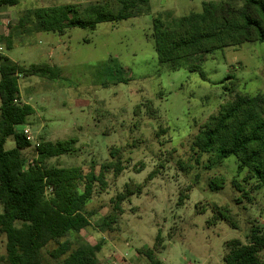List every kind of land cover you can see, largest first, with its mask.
<instances>
[{"label": "rangeland", "instance_id": "rangeland-1", "mask_svg": "<svg viewBox=\"0 0 264 264\" xmlns=\"http://www.w3.org/2000/svg\"><path fill=\"white\" fill-rule=\"evenodd\" d=\"M101 1L21 0L19 6L1 10L0 36H8L10 26L28 9ZM209 1L237 6L244 2L151 0L147 16L103 23L95 30L73 28L63 36L15 35L10 50L0 43V57L26 67L49 64L61 71L59 80L19 77L20 102L35 111L18 127L28 132L32 143L23 157L27 164L34 162L45 141L77 140L73 155L46 165L78 167L84 175L94 171L104 180L105 185L96 184L87 206L92 225L78 236L91 245L103 244L101 264H149L144 252L157 245L163 264H224L228 242L246 243L253 226L264 231V194L251 193L249 200L233 186L237 160L217 165L214 156L205 155L197 163L193 150L201 126L222 104L236 94L264 95V43L197 56L177 71L161 65L154 49L156 17L199 13ZM230 75L237 78L232 95L224 89ZM14 148L9 138L5 149ZM117 160L125 168L119 177L112 170L101 173L104 164ZM215 178L225 180L218 192L209 188ZM127 185L142 187V193L125 201L112 230L103 231L104 217L113 212ZM220 210H227L229 222L220 219ZM6 243L5 235L0 236V264L8 262ZM56 248L50 244L43 251L44 264L60 263L50 256Z\"/></svg>", "mask_w": 264, "mask_h": 264}, {"label": "trees", "instance_id": "trees-1", "mask_svg": "<svg viewBox=\"0 0 264 264\" xmlns=\"http://www.w3.org/2000/svg\"><path fill=\"white\" fill-rule=\"evenodd\" d=\"M151 0H104L87 5L40 7L22 12L8 36H0V43L13 47V36L36 33L65 35L70 29H92L103 23H114L150 15ZM241 6L232 1L204 2L202 11L183 17L160 14L153 20L154 49L161 65L179 70L183 62L197 56H208L225 49L238 48L246 43H264V0H243ZM21 0H0V11L15 8ZM0 236L7 243L6 264H44L43 251L50 244L57 248L50 253L59 264H101L102 243L91 245L78 236L91 227L93 214L87 209L98 182L104 180L91 171L84 175L78 167L47 166L46 161L73 155L77 140L42 142L34 162L27 164L23 151L31 148L25 130L34 109L20 102L19 77H39L59 80V68L49 64L22 66L8 57H0ZM195 71V69H193ZM225 86L228 94L235 91L234 76ZM12 138L16 148L6 150ZM196 162L214 156L217 165L236 159L238 178L233 186L245 198L251 193L264 194V95L236 94L209 117L193 140ZM101 173L112 170L119 177L125 168L121 160L102 166ZM155 174H151L152 180ZM225 180L215 178L209 183L212 192L223 189ZM137 189V190H136ZM119 194L112 213L100 225L103 231L112 230L122 205L130 197L141 194L142 187ZM227 212V210H224ZM221 210L220 219L230 221ZM161 237L158 235L157 241ZM75 241L78 242L75 244ZM157 247L144 252L149 264H163ZM224 264H264V231L253 226L247 242L235 239L227 243Z\"/></svg>", "mask_w": 264, "mask_h": 264}, {"label": "built area", "instance_id": "built-area-1", "mask_svg": "<svg viewBox=\"0 0 264 264\" xmlns=\"http://www.w3.org/2000/svg\"><path fill=\"white\" fill-rule=\"evenodd\" d=\"M0 16H1V11H0ZM2 23H3V22H2V20H1V18H0V27H1ZM3 51H4V50H3V47L0 46V55H3ZM27 133H28V132L25 131V134H26L28 140L30 141L31 138L28 136Z\"/></svg>", "mask_w": 264, "mask_h": 264}, {"label": "crops", "instance_id": "crops-1", "mask_svg": "<svg viewBox=\"0 0 264 264\" xmlns=\"http://www.w3.org/2000/svg\"><path fill=\"white\" fill-rule=\"evenodd\" d=\"M1 35V34H0Z\"/></svg>", "mask_w": 264, "mask_h": 264}]
</instances>
